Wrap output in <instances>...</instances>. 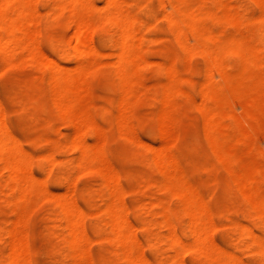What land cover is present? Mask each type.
I'll return each mask as SVG.
<instances>
[{"label": "rangeland", "instance_id": "1", "mask_svg": "<svg viewBox=\"0 0 264 264\" xmlns=\"http://www.w3.org/2000/svg\"><path fill=\"white\" fill-rule=\"evenodd\" d=\"M90 1L99 8L104 4V0ZM226 1L231 3L230 6L236 13L235 26L238 28L230 27L217 19H205L202 21L204 34L222 32L225 48L231 45V40L241 38L240 41L249 48L251 56L256 52L258 64L264 72V30L259 23L248 19L251 15L250 6L257 5L252 0ZM31 2L33 6H30V9L34 10L32 12L35 14L32 13L29 18L30 22L32 20L31 24H28L29 35L26 34L25 38L23 36V41L27 38L29 41L30 37L32 39L29 42L36 40L34 42L37 44L33 48H39L42 51L40 54H44L46 60L50 58L61 65L55 72L59 81L55 83L64 88L63 102L75 109L74 118L81 129L77 127V122L70 121V118L67 120L71 115L60 114L56 110L52 97L54 86L49 81L48 68L26 59L27 53L23 48L15 47L10 62H4L0 52V123L9 136H13V141H18L17 148V142L14 146L17 154L23 155L22 158L25 157L24 161H27L24 165L28 168H24L31 172L29 174L32 176H29H34L39 182L38 184L34 178L35 183L33 182L31 189L27 186L28 195L31 191L30 196H27L26 201L16 203L19 190L9 181L8 173L0 162V264H6L9 256L10 252L7 250L11 248L12 243L8 237V228L14 226L15 221L16 241L20 240V244L27 245L26 249L23 247L24 264H131L122 254L123 249H126L122 248V245L115 248L104 235L109 230L110 219L102 207L110 195L109 191L113 192L116 200L119 196L121 198L124 208L122 216L125 215L127 225L130 224V237L137 243L136 248L134 247L135 254L141 252L145 264H175L176 259L172 258L175 251L165 237L170 233L161 225L164 221L163 215L169 217L171 228L174 227L172 233L180 236L182 242L193 241V237L186 231L188 218L179 198L163 186L164 176L154 163L153 154L157 151L155 148L161 149L167 159L169 157V164H165L166 169L181 175L178 182L184 184L185 181L187 185L192 186L193 193L198 195L196 198L195 194V198L202 204L201 209L204 208L202 219L206 223L205 230L211 233L209 240L212 238V241L207 242L216 249L215 252L211 249L214 254H211L212 258H207L197 254L195 250L182 248L184 251H181L179 248L175 252L178 254L176 264L185 260L189 264H225L230 256L235 257L236 262L251 260L264 264V257L261 258L264 253L258 254V246L255 243L259 239L262 242L264 217L261 216L260 210V214L258 213L259 207L254 206L253 210L247 196H243L244 186L241 190L237 189L239 185L236 186L237 182L232 181L236 175L242 178L245 190L253 189L252 199L257 206L264 204V147H261V142L264 141V117H258L259 128L254 132L252 129H256L257 125L250 128L253 122L247 100L239 105L236 95L231 94L221 101L220 75L216 70L210 71L209 76V94L213 95V99L209 95L208 98L202 97V101L200 87L206 77V61L200 52L191 49L186 53L177 43L168 22L161 17L165 12H172L171 5L167 4L162 8L158 6V0H121L122 4L113 9L116 13L132 16L136 21L134 52L140 55L137 57L142 64L139 66L137 63L131 92L124 94L116 71L112 70L110 65L115 60L111 57L116 42L114 27L102 21L100 23L95 18H87L91 22L87 21L88 27L92 24L94 28L91 32L87 30L90 32V37L87 38L96 51L87 50L85 56L72 61L68 54L71 51V29H67V25L74 19V13L69 10L52 11L54 0ZM183 7L191 12L202 8L212 10L214 0H185ZM255 10L259 12L263 9ZM220 13L221 10L217 11L216 17H219ZM180 29L186 35L188 46L192 48L195 40L191 36V29L185 26ZM4 33L3 30L0 31V34ZM206 47L211 55L229 67L237 64L235 56L220 53V44L211 43ZM165 70H171L173 73L167 72L166 75ZM73 75L75 80H69ZM165 80L169 88L168 97L164 99L167 104L160 107L164 98L161 95ZM73 88L78 90L75 97L70 95ZM121 97L123 105L120 104ZM196 104L204 105L209 110L214 122L213 128L205 130L204 118L201 117L203 114L200 116L201 111L199 106L198 110L196 109ZM116 108L118 111L122 110L121 113L125 116V124L128 125H125L126 132L124 129H121V133L120 129L118 132L119 125L113 124L118 112ZM158 111L164 115L161 122L156 119ZM121 113L118 112L117 119ZM238 118L244 121L239 122ZM77 129H83L84 132L79 131V134L84 138L82 140H85L86 146L93 151L95 160L91 165L92 170L90 167L85 168L86 170L76 168L75 159L78 158L79 151L67 146ZM206 133L214 140L209 138L210 135L206 136ZM243 135L245 137L242 138ZM9 136L7 135L8 138ZM150 146L151 150L154 148L153 152L149 151ZM213 152H217L219 157L218 154L221 153L226 155V164H222V158H216ZM40 154H48L49 158L45 159L43 155V159ZM99 155H104V158ZM171 159L175 160V164H170ZM100 169L103 173H100ZM229 170H232V174H229ZM22 172L25 173V169ZM26 174L28 173L24 175ZM106 175H109V181H112L113 177L116 178L115 182L108 183L110 190L106 187L107 184H104L105 179H108V176L103 178ZM69 181L71 184L73 182L72 186ZM26 184H31V179H28ZM33 187L35 190L39 187V192L37 190L34 194ZM40 192L50 195L53 200H50V196L46 199L45 195L42 200V195L38 194ZM60 198L71 203L82 214L80 220L84 222V226L78 230L85 238L77 245L80 251L83 249L81 256L77 255L79 249L72 256L70 245L66 243L67 228L57 204ZM164 210L167 212L163 213ZM245 227L248 231L243 234ZM250 234H253V240ZM185 252L189 255L186 256Z\"/></svg>", "mask_w": 264, "mask_h": 264}, {"label": "bare ground", "instance_id": "2", "mask_svg": "<svg viewBox=\"0 0 264 264\" xmlns=\"http://www.w3.org/2000/svg\"><path fill=\"white\" fill-rule=\"evenodd\" d=\"M31 1L32 0H0V31L3 30L5 32L4 34H0V52L3 55V58H4L3 60H4V62L5 61L10 62L12 55L15 51V47H18L20 49L23 48L22 50H24L27 53L25 56L26 59H28L30 61L31 60L34 61L33 64H35V62H37L38 65L40 64V65H43L44 67L48 68V70H49V81L51 83H53V86H54L52 97H53L55 106L57 108L56 110H58V112H60V114L71 115V117L68 116L67 120L70 118V121L72 120V122L73 121L77 122V120L74 118V116H76L75 109L71 106L66 105L63 102V95L65 93L64 88L56 85V83L59 81L56 77L55 72L61 67V65L59 63H57L56 61H52L50 58H49L50 60L49 59L46 60L45 55L43 54L44 55L43 56L42 54H40L42 51L39 48H37L38 45L36 48L40 52H38V50L33 48L34 46H36L37 43H35L36 40H34L35 42L33 40L31 42H29L30 39H32L30 36H29L30 37L29 41H27L28 40L27 37H26L27 40L23 41V36L25 38V36H27L26 34L29 35V33H27V30H30V25L28 27V24H31V22H32V20H31V22L29 20L30 16H32V13H33L32 11H34V10L31 11V9H30V6H31V8L33 6V3ZM252 1L257 6H260L259 7L260 9L264 10V0H252ZM184 2H185V0H158V4H159L158 6L165 8L167 4L171 5L172 12H170V13L165 12V14L163 13V15H161V17L163 19H166V22H168L170 29H171L170 31L172 32L173 36L176 38L177 43L180 44V46L184 49V51H186V53H189V51L191 49L193 51L200 52L206 61L205 62V69H204L206 71V73L204 71V74H206V77H205L204 81L201 83L202 85L200 87V93H201L200 98H202V97L208 98V96L210 95L209 94V92H210V84H209L210 71L216 70L217 73L220 75V100L223 101V100L227 99L231 94L236 95L239 105L244 104L247 100L249 103V106H250L251 113H252L251 121L253 122L252 125L249 124V126L251 125L250 128H252L253 125L254 126L257 125L256 129H255V127H253V129H252L254 132H257L258 128H259L258 117H260V115L261 116L263 115V117H264V72L262 71L260 65L258 64V57L255 56L256 52H254V53L252 52L253 56H251V54L249 53V51H250L249 48L246 45H244L242 41H240L241 38L239 40H231V45L228 46V48H225L224 47V40L225 39H224V35L222 34V32L220 34H212L211 33V34L206 35V34H204L205 29L203 30V27H202V21L203 20H205V19H217L220 22L227 23L228 25H230V27L238 28V26H235V23H237L236 22L237 19H236V15H235L236 13L232 10V8L230 6L231 3L229 4V2H227L226 0H220V1L214 0V7L212 10H210V9L205 10L206 8H204V9L202 8V10L198 9V11L191 12V11H189L183 7ZM93 4L94 3H91L90 0H54V9L52 11H55V10H58V11L67 10L68 11L69 10L70 13L71 12L74 13L73 14L74 19L70 23H68V25H67V29H71V38L69 39L71 51H69L68 54L70 56V59L72 60L75 58L77 59V58L85 56L89 50L96 51V48L94 46H92L93 44H91V42L89 43V39L87 38V37H90L89 33L94 29L92 24H90L91 23L90 20L88 21L87 18H89V19L95 18V20H97V21L99 20L100 23L102 21L104 23L110 24L112 27L115 28V35H116V42L114 44V50L111 53V57H113L115 60L112 63H110V65L114 68V69L112 68V70L116 71V76L119 80V83L123 87L124 94H129L131 92L132 84L134 82L133 77L137 71L136 68H138V64H139V66L141 64L138 61V57H137V55L139 57H140V55L136 54L134 52V48L136 46L133 44L134 43L133 42L134 32L135 33L137 32L136 30H134V26L136 24V21L134 19H132L133 17L130 15L127 16V15L119 14V13H116L113 11V9L115 7L122 4L121 0H104V4H102L101 8L95 7V4L94 5ZM9 9H12V11ZM100 10H101V12H99ZM220 10H221L220 16L216 17V12L220 11ZM48 11H47V13H48ZM33 14H35V13H33ZM50 17H51V15H50ZM87 21L90 22L89 24L91 25V27H88ZM181 26H185V27H188L191 29V31H192L191 36L195 40V44L192 48H190L188 46L187 41H186V35L183 34L181 29H180ZM58 27H59V25H58ZM95 28H97V27H95ZM87 30H89V31L91 30V31L87 32ZM238 33H239V31H238ZM87 34H88V36H87ZM239 34H241V33H239ZM32 42L35 44L33 45ZM211 43L212 44H220V53H222V54L227 53V54H230L232 56H235L237 58V64H235L234 67H229L228 65L224 64L221 60L219 61V59L216 56L214 57L213 55H211L208 52V50L206 49L207 48L206 46L208 44H211ZM37 63H36V65H37ZM132 67L134 69H132ZM128 68L130 70H128ZM165 71H166V75H167L168 71L167 70H165ZM104 73H105V71H104ZM172 73H173V71H172ZM164 77H165V75H164ZM69 80L74 81L75 76L74 75L71 76ZM165 81L166 82L163 84V87H162L163 92L161 90V92H162L161 96H163L164 98H163V102L160 104V107H161V105L166 106V104H167V102L165 103L164 99L166 97H168L167 93H168L169 88H168L167 80H165ZM123 90L121 88V91H122L121 94L123 93ZM201 90L203 92H201ZM77 91L78 90L76 88H73L70 95L73 97L77 96ZM202 94H203V96H202ZM123 95H121V96H123ZM212 96H211V98L213 99ZM203 98H202V101H203ZM122 99L123 98L121 97V99H119V100H121L120 101L121 103L119 102V100H118V103L122 104V102H123ZM161 101H162V99H161ZM120 104H119V107L121 106ZM197 106H199V105H197V104L195 105L196 109L198 110ZM116 111H118L117 108H116ZM121 111L119 110L118 112L121 113ZM199 111H201L200 113L198 112L200 114V116L203 114V116H201V117H202V119L204 118V123H205L204 127H206L205 130L207 131L210 128H213L214 122H213L212 115L209 112V110L206 107H204V105H200ZM118 112L115 115L116 116L115 120L118 123L114 122L115 120H113V124L115 123L114 125H116V124H117V126L119 125L118 132H119V129H120V133L122 132L121 129H124L126 132L125 127L128 125L125 123L127 121H125L126 119L124 120L125 116L123 113H121L119 118L117 119ZM159 112L160 111H158V116L156 117V119L159 122H161L162 119H164V115L162 116L161 112L160 113ZM241 118H238L239 122L244 121L243 119H242L243 120L242 121ZM251 121H250V123H251ZM77 124H78V122H77ZM159 124L160 123H158V125ZM93 125H94V123H93ZM242 125L245 126L246 124L242 123ZM117 126H116V129H117ZM77 127L79 129H81L79 124L77 125ZM88 128H90V127L88 126ZM246 129H249V128H246ZM79 131L82 133L83 129L82 130L77 129V131L75 133L76 135L73 134L74 137H72V140L70 141V139H69L70 142H68V143L66 142V143H67V146L75 148L79 151L78 152L79 153L78 158L76 156L77 159H75L76 168H80L81 170L83 168L84 170H86L85 168L90 167L89 169L92 170L91 165L94 163V160H95L94 154H93V151H91L89 149L88 145L86 146V144L84 142L85 140L84 141L82 140L84 138L81 137V135L79 134ZM249 132H250V130H249ZM7 135L9 136V133L6 132V130L1 126V123H0V162L3 163L4 169L8 173L9 181L14 184V186H15L14 188H17L19 190V193L16 196V203H18L21 200L26 201L27 196L28 197L30 196L31 191L29 192V195H28V190H29V187L31 189L33 182L35 183V181H34L35 177L34 176L31 177L32 175L29 174L31 172H27L26 168H24V167H27L24 165L27 162V161H24V160H26L25 157L23 159L22 158L23 155L21 154L22 156H19L20 153L17 154V152H16L17 150H15L14 143L17 142V144H16V148H17L18 141L16 140V142H15V139L13 141V136H11V135L9 136V138H11V137L12 138H11V140H9ZM209 135L210 134L206 133V136L209 137ZM218 136H217V138H218ZM243 137H245V136L243 135L242 138ZM209 138L212 139V136L210 135ZM215 138H216V136H215ZM212 140H214V139H212ZM242 142H245V141H242ZM144 146L146 148L145 144H144ZM151 146L148 148H150L149 151L153 152L154 148H153V150H151ZM75 149H73L74 152H76ZM155 149L157 151H154V154H153L154 155V163L156 164V168H160L162 170L161 171L159 169L160 171L159 170L158 171L162 172L161 174H163L162 176H164L165 180H164L163 186L165 187V189L167 191L172 192V193L174 192L173 195L176 194L177 199L179 198V200L182 204V209L185 213V216H186V218H188L187 219L188 224H186L187 225L186 231H188L190 233L189 235H191L193 237V241L191 240L188 243L182 242V240L180 239V236L179 237L175 236L174 235L175 232L172 233L174 227L172 225L173 228H171L169 217H165V214H164L163 215L164 221L161 223V225L166 227L167 233H170V234L165 236L166 240L170 244V246L174 249L175 252H177V250L179 248H181V251H184V249H182V248H188L190 250H195L197 254L198 253H200V255L202 254V257H204L203 255H205V257L208 258L211 256V254L213 252V250H211V249H214V248H212V246H210L208 244L209 241H212V238H211V240H209L211 233H209V231L206 232V230H207L206 229V223H204L203 222L204 219H202V217H203L202 212H204V208L202 207V209H201L202 204L196 200V198H198V195L195 192L193 193L194 190H191L192 186L187 185V183H185V181H184V184H182V183L180 184V182H178L181 175H177V174H175V172L173 173V171H172V173H173L172 174L171 172H169L166 169L165 164L166 165L169 164V161H168L169 157L167 159L165 157V154H163V151L161 149H159V148L158 149L155 148ZM148 153H150V152H148ZM218 153H221V152H218ZM48 154H43L45 159L49 158ZM50 154H51V152H50ZM213 154L216 155V158H219V159L222 158L221 159L222 164H226V161H227L226 155H224L222 153L218 154V155H220V157H221L220 158L219 156H217V152H213ZM40 156H41V154H40ZM51 157L53 158L52 154H51ZM99 157L104 158V155L103 156L99 155ZM172 159L170 160V164H172V162H173V164H175V160H172ZM219 159H217V160H219ZM39 162H40V158H39ZM228 162H229V160H228ZM229 165H230V163H229ZM22 167L25 169V173H28V174L24 175L25 173L22 172V171H24V169H22ZM99 168H100V166H99ZM99 168H98V172H99ZM100 170H101L100 173H103V170L102 169H100ZM105 172H104V174H105ZM178 173L180 174V172H178ZM230 173L232 174V170H229V174ZM104 174H103V176H104ZM29 175H31V176H29ZM106 177L108 179H105ZM26 178H27V180L31 179V184H29V185L26 184V181H27ZM103 178L106 180V182L104 181V184H107L106 187L108 186L109 190H110L111 188H110L109 184H111L112 182H115L116 178L113 177L112 181H109V175H106ZM110 178H111V176H110ZM230 178H232V177H230ZM71 180L73 181V179H71ZM36 181H37V179H36ZM232 181H234V183L237 182L236 183L237 185L235 184L236 186L239 185L238 186L239 188H237V189L241 190L242 187L244 186L243 190H242V194L244 193L243 196L244 197L247 196L248 202L250 201V204H252V209L254 206H255V208L259 207L258 213L261 211V216L264 217V204H261L262 206L260 207V206H257V204L254 202V200L252 199V194H253L252 190L253 189L246 188L247 190H245V185H243V183H242V181H244V180L242 178L238 177L237 175H236V178H232ZM73 182L71 184V181H69L71 186L73 185ZM38 184H39V182H38ZM41 184H42V180H41ZM27 186H29V187H27ZM67 186H68V184H67ZM189 187H190V189H189ZM34 188L35 187H33L32 190ZM38 189H39V187H37V190ZM37 190L34 189V194ZM109 190H107V192ZM40 191H42V190H40ZM38 192H39V190H38ZM65 192H66V190H65ZM38 194L42 195V197H43L42 200H44L43 195H45L46 199H49V196H50V195L47 196L46 193H43V192H40ZM66 194H68V192H66ZM109 194L110 195L105 200L104 207H102V208H104V212L107 214V217L110 219V220H108V221H110V223L107 222V223H109L108 224L109 227L106 224V226L109 228V230H107L104 233V235L106 236V238L108 240H110L112 242V244L114 245L115 248L122 245L123 246L122 248L126 249L125 251L123 249L122 254H124L125 259L127 261H130L131 264H145L146 261L143 257H141L142 256L141 252L139 253V251H138L139 254H135V252H136L135 244L137 245V243L135 242V239L130 237V233H129L130 224L128 223V225H129L128 226L127 225V219L125 220V215L122 216V212H123L124 208L122 207L123 205H121L120 196H119V199L117 198V200H118V202H117V200L115 198L116 196L114 197L113 192L109 191ZM195 194L197 196L196 198H195ZM176 196H175V198H176ZM50 200H53V198L51 197ZM60 200H64V199H61V198L58 199L57 204L60 206L61 214L63 216L62 218L64 221V225L66 224L65 227L67 228L66 233L68 234V236L65 239L66 243L68 245H70L72 256H73V254L75 255V253L78 252V249H79V253L77 255L80 254V256H81V253H83V249H82V251H80L81 249L79 247H77V245L81 243L83 238H85L82 236L81 232L78 230V228L82 229V225L84 226V224H82L84 222H81V220H80L82 214L71 203L66 202V200H64V202L60 201ZM196 201H197V204H196ZM122 203H123V200H122ZM54 204H56V203H54ZM123 204H125V203H123ZM22 207H23V205H22ZM166 210H164L163 213L167 212ZM253 210H255V209H253ZM137 211H139V210H137ZM173 218H174V216H173ZM16 223L17 222L15 221V224ZM211 223H210V225H211ZM15 224H14V226L9 227L10 230L8 228V231L10 232V233H8L10 236H8V237H9L12 245L10 246L11 248L9 250H7L10 253L7 252L9 254V256L7 258L6 264H24L22 259L24 258L23 253L25 252L27 245L23 246L22 243L20 244V242H21L20 240L16 241L17 237L15 238L14 233L17 232L15 229V226L17 224L16 225ZM79 225H80V227H78ZM178 225H179V223H178ZM12 227H13V229H12ZM60 229H61V227H60ZM247 229L248 228L245 227L242 230V233L246 234L248 231ZM250 232L252 233V231H250ZM252 235L250 234V237H252ZM192 237H190V238H192ZM252 240H253V237H252ZM255 243L258 246V251H259L258 254L259 255H260V253L263 254L264 253V242H260V239H259V241H255ZM23 250H24V252H23ZM215 250L216 249H214V252H215ZM175 252H174V257H172V258L176 259V262H177L178 261V259H177L178 254ZM175 254H177V256H175ZM70 255H71V253H70ZM137 255H139V256H137ZM76 257L77 256H75V258ZM262 257H264V255H262L261 258ZM210 258H212V256ZM180 260H181V258H180ZM180 260H179V262H180ZM236 260L237 259H235V257L231 258V256H230L227 263L226 262H224V263L225 264H238V261L236 262ZM176 262H175V264H176ZM76 264H77V262H76ZM181 264H182V262H181Z\"/></svg>", "mask_w": 264, "mask_h": 264}, {"label": "snow or ice", "instance_id": "3", "mask_svg": "<svg viewBox=\"0 0 264 264\" xmlns=\"http://www.w3.org/2000/svg\"><path fill=\"white\" fill-rule=\"evenodd\" d=\"M259 7L260 6H250L251 15L248 17V19L259 23L262 30H264V10H261L259 12L255 10L256 8H259ZM257 17H259L258 20H257ZM0 75H2V73H0ZM237 110H239V108H237ZM261 147H264V141L261 142ZM261 239H262V242H264V236H262ZM185 255L187 256L189 255V253L186 252ZM182 264H189V262L185 260L182 262ZM238 264H257V262H254L251 260H240Z\"/></svg>", "mask_w": 264, "mask_h": 264}]
</instances>
